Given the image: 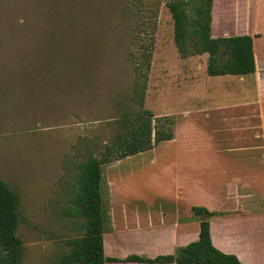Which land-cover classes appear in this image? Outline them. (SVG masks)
Listing matches in <instances>:
<instances>
[{"label": "rangeland", "instance_id": "374dc122", "mask_svg": "<svg viewBox=\"0 0 264 264\" xmlns=\"http://www.w3.org/2000/svg\"><path fill=\"white\" fill-rule=\"evenodd\" d=\"M153 32L144 107L176 123L217 80H208L203 56L179 57L164 0H0V180L19 196L22 264H55L69 251L66 241L82 236L81 221L69 214L76 166L111 137L114 102L132 81L130 54L137 37L144 44ZM149 154L102 166L103 212L113 177L127 180L117 186L128 196L117 201L155 194ZM207 182L182 183L187 199L221 186Z\"/></svg>", "mask_w": 264, "mask_h": 264}, {"label": "crops", "instance_id": "0c3cea01", "mask_svg": "<svg viewBox=\"0 0 264 264\" xmlns=\"http://www.w3.org/2000/svg\"><path fill=\"white\" fill-rule=\"evenodd\" d=\"M211 35L252 37L255 72L210 77L217 83L211 87L207 81L202 104L176 117L174 139L142 153L151 158L155 152V194L133 204L117 201L116 196H128L117 186L124 177L110 179L106 258L174 254L198 240L199 221L191 208L203 207L217 214L210 219L216 249L242 264H264V0H213ZM201 56L206 65L207 56ZM207 177L221 186L188 200L182 183L207 186Z\"/></svg>", "mask_w": 264, "mask_h": 264}, {"label": "trees", "instance_id": "16d2710c", "mask_svg": "<svg viewBox=\"0 0 264 264\" xmlns=\"http://www.w3.org/2000/svg\"><path fill=\"white\" fill-rule=\"evenodd\" d=\"M173 22V42L180 58L206 55V75L245 76L255 72L253 40L250 36L213 38V0H164ZM156 32V26H155ZM139 49L130 54L132 81L128 93L114 102L110 118L114 131L98 154L87 153L78 162L76 191L69 214L80 220L81 237L69 239V251L55 264H242L231 254L216 249L210 237V219L217 215L203 207H192L199 221L198 240L178 248L174 254L153 259L130 255L124 259L106 258L103 233L108 216L101 196L102 166L146 153L174 139V120L155 117L144 107L154 48V32ZM19 196L0 180V264H22L23 242L17 235L21 221Z\"/></svg>", "mask_w": 264, "mask_h": 264}]
</instances>
